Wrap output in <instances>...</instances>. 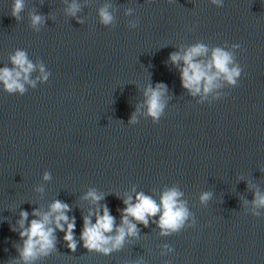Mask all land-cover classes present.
I'll return each mask as SVG.
<instances>
[{"label":"water","instance_id":"water-1","mask_svg":"<svg viewBox=\"0 0 264 264\" xmlns=\"http://www.w3.org/2000/svg\"><path fill=\"white\" fill-rule=\"evenodd\" d=\"M12 4L0 0V69L22 51L33 70L23 94L0 84V264H264V207L254 203L264 196V0H24L16 19ZM196 45L207 49L201 64L215 48L230 53L235 84L221 76L207 94L185 90L183 61L169 57ZM157 85L154 120L145 93ZM170 190L188 213L178 230L162 235L160 213L147 226L129 217L136 233L118 248L83 246L85 219L107 208L114 240L127 232L125 200L159 205ZM57 200L74 221V250L53 213L52 247L25 262L20 232Z\"/></svg>","mask_w":264,"mask_h":264},{"label":"clouds","instance_id":"clouds-1","mask_svg":"<svg viewBox=\"0 0 264 264\" xmlns=\"http://www.w3.org/2000/svg\"><path fill=\"white\" fill-rule=\"evenodd\" d=\"M24 9V0H13L11 17L16 19ZM76 6L73 5L69 9V14L74 15L76 12ZM100 21L102 24H109L112 21V16L104 8L99 12ZM41 22L39 15L31 16V24L33 26ZM207 52V49L201 45H196L189 48L183 56L178 54H171L169 60L171 63L176 64L178 61H183L184 67L180 69L181 86L191 92L192 95H196L203 91L207 94L212 91L217 85L214 83L217 79L223 76L224 80L232 85L235 84L236 78L239 76V69L229 65L232 63V56L230 53L223 51L220 48L213 49L210 57V61L207 64H201L197 61V57L203 56ZM11 63L14 65V69L8 68L0 69V84H3L4 90L9 94L19 92L23 94L25 91L23 83L20 78L23 76L24 81L28 80V74L33 70V65L28 62L24 52L18 51L11 57ZM43 72V68L40 69ZM46 79V77H44ZM162 85H157L153 89H148L145 93L147 96L146 106L147 114L155 119H158L163 105L160 103V97L162 95ZM48 179L47 174L44 177ZM179 193L175 190H170L163 193L160 204L157 205L150 197L143 194H137L136 203H130V200H125V207L121 211V221L123 225L127 226V232L124 228L117 229L118 235L114 238L105 236V233H109L113 229L114 217L111 216L107 208L103 209V214L98 216L96 223L89 226V221L85 219L84 227L81 233V240L83 246L87 250L103 251L107 254L112 249L103 247L110 241L112 242V248H118L125 235H134L136 233L135 224L129 222V217L143 225L147 226V218L154 217L157 213H160L157 221V226L161 228V234L165 235L169 232L178 230L184 223L188 216L186 208L178 203ZM94 202L101 199L94 193H88ZM208 194H204L201 200H207ZM254 203L257 207H264V196L254 194ZM68 211V206L60 201H54L50 206V212L45 214L41 220H32L29 223V227L20 232V237L23 239L25 236L27 239L24 241V246L20 251L21 258L27 262L30 259L35 258L38 252L46 251L52 247V229L47 227L48 217L51 214L55 215V222L57 228L65 232L64 240L68 244L70 250H74V241L72 232L74 229V221L68 222L67 216L64 215ZM36 213L34 212L33 215ZM21 225L23 221L27 219V214L20 213ZM67 225L66 228L61 227V223ZM37 246H39L37 248Z\"/></svg>","mask_w":264,"mask_h":264}]
</instances>
